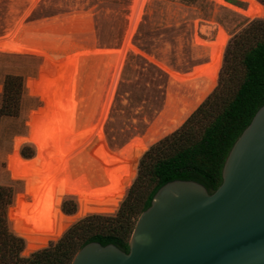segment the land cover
Instances as JSON below:
<instances>
[{
    "label": "rangeland",
    "instance_id": "1",
    "mask_svg": "<svg viewBox=\"0 0 264 264\" xmlns=\"http://www.w3.org/2000/svg\"><path fill=\"white\" fill-rule=\"evenodd\" d=\"M220 1L221 3L217 0H38L37 5L26 13L29 5L25 0H0V37H4L13 22L22 16L24 25L58 21L74 32L71 35L72 40L57 32L43 34L29 45L25 54L28 56L0 54V82L8 74L20 75L25 79L19 117L5 118L0 125V186H12L15 193L13 205L16 196L23 193V184L10 178L7 169L8 157L13 152L14 140L27 136V122L30 114L35 111L37 128L39 110L44 104L39 97L30 94L28 82L38 81L40 68L44 63L42 58L68 60L71 65L70 51L85 49L89 42H94L97 49L119 52L113 56L111 63H116V66L105 72L101 69L92 79V93L95 95L94 93L99 91V94L93 107L95 111L93 109L91 124L71 126L62 141L65 147L63 158L66 155L67 164L72 168L121 174L131 173L132 170V179L119 185L130 186L124 200L134 182L133 166L137 153L179 129L216 89L229 41L251 22L242 13L247 9V3L240 0ZM259 20H264V17ZM219 29L227 38L220 70L200 71L196 80L177 83L173 89L169 73L186 74L197 66L209 63L208 55L201 49L206 42L215 41ZM128 39L132 48L129 51L124 45ZM245 47L246 50L250 45ZM240 53L235 55L224 91L217 100L215 112L221 110L232 98L242 81L244 73ZM117 66L119 76L114 86L111 79H114ZM73 86L70 79L65 89L69 101L75 97V94L70 93ZM170 91H173L172 112L163 122L152 127L161 119ZM77 95L80 100L83 96L82 88ZM72 103L74 104V101ZM57 142L55 141L56 145ZM24 146L32 150L34 157L35 149L29 143L20 147L19 155ZM60 158L57 146H54L51 162L59 163ZM46 179L62 182L50 175L46 176ZM82 182L103 185L98 182ZM140 191V198H145L150 189L144 187ZM63 202H72L75 205L72 215L62 212ZM63 202L60 205L61 218L65 220L67 217H75L79 212L77 202L72 198ZM121 203L113 213L89 211L72 224L91 215L115 216ZM139 216L133 219L135 224ZM33 219L39 236H49L46 235L40 216L35 214ZM8 227L13 232L9 221ZM21 256L27 258L29 255L22 253Z\"/></svg>",
    "mask_w": 264,
    "mask_h": 264
},
{
    "label": "trees",
    "instance_id": "2",
    "mask_svg": "<svg viewBox=\"0 0 264 264\" xmlns=\"http://www.w3.org/2000/svg\"><path fill=\"white\" fill-rule=\"evenodd\" d=\"M256 1L264 6V0ZM248 44L250 47L245 50ZM237 53L244 73L242 81L232 98L215 112ZM42 59L38 81L28 82L30 94L44 104L39 110L37 128L35 111L27 122V136L14 140L13 152L8 157L10 178L23 184V193L16 196L13 205L12 186H0V264H71L75 254L91 242L102 246L113 244L128 253L135 226L133 219L150 206L159 188L176 180L194 181L212 194L221 185L222 168L232 146L264 105V20H254L229 41L216 89L179 129L137 153L134 182L123 200L130 186L119 185L132 179V170L121 174L72 168L67 164L66 155L63 158L62 139L69 128L85 125L66 119L68 92L65 89L70 80V62ZM0 86L1 125L5 118L19 117L25 79L8 74ZM26 143L34 147V157L27 146L21 148L19 155L20 147ZM54 146L61 155L59 163L51 162ZM48 175L62 182L49 181ZM144 187L150 191L145 198H140ZM68 198L77 202L79 212L63 220L62 212L66 215L75 212L72 202H63ZM120 203L115 216L91 215L72 224L89 211L113 213ZM35 214L40 216L49 236H39L33 219ZM22 253L29 256L22 257Z\"/></svg>",
    "mask_w": 264,
    "mask_h": 264
},
{
    "label": "water",
    "instance_id": "3",
    "mask_svg": "<svg viewBox=\"0 0 264 264\" xmlns=\"http://www.w3.org/2000/svg\"><path fill=\"white\" fill-rule=\"evenodd\" d=\"M128 247L91 242L71 264H264V105L232 146L221 185L210 194L194 181L165 184Z\"/></svg>",
    "mask_w": 264,
    "mask_h": 264
},
{
    "label": "bare ground",
    "instance_id": "4",
    "mask_svg": "<svg viewBox=\"0 0 264 264\" xmlns=\"http://www.w3.org/2000/svg\"><path fill=\"white\" fill-rule=\"evenodd\" d=\"M25 1L29 5L28 10L26 11V13H28L37 5L38 0H25ZM217 1L219 3H221L220 0H217ZM240 1L248 4L247 9L245 11H242V13L244 14V16L247 19L254 21V20L262 19L264 17V6L261 5L258 1H256V0H240ZM139 13L140 12H138V14ZM23 17L24 16H22L19 19H16L13 22V25L11 26L10 30L6 33V35L4 37H0V53L25 55L29 45L33 41L38 39L40 36H42L43 34L48 33V32H57L60 34H65L68 37H70V40H72L71 35L74 34V32L69 31L67 29V26L63 25V23H60L57 21V22H43V23L39 22V23H36L33 25H24L22 22V19L24 21ZM63 22H65V21H63ZM77 22H79V21H77ZM75 25H77V24H75ZM71 28H72V26H71ZM76 30H73V31H76ZM132 30L133 29H131V31ZM226 43H227V38H226L225 34L219 29L217 32V36H216L215 41L206 42L205 45L201 49L204 53H206L208 55L209 63H207L205 65L197 66V67L193 68L189 73H186V74H177L175 72H170L169 75H170L171 87L174 89V86L177 83H185L189 80H196L198 73L200 71L218 72L220 70V67L222 64V59H223V55L225 52ZM124 45H125V49H127L128 51H129V49H132L130 46V43H129V39L127 40V42ZM87 46L88 47L85 49L79 48V49L75 50L74 52H72V50L70 51V59H71L70 79L72 80V83L74 85L72 88L73 90L70 91V93L72 92V94H75L74 95L75 97L72 98V99H74V100H72V101H74V104L72 103V101L68 100V103H67V119H68V122H72V123L78 122L81 124H85V123L91 122V118L93 117V109L95 111V108H93V107L95 106L96 100L98 98L97 94H99V91H96L94 93L96 96L93 95V93H92V91H93L92 90V79L95 75L98 74V72L101 69H104V72H105L111 68H114V65L116 63L114 65L111 64L113 56L119 54V52H116V51L111 50V49H97V48H95L94 42H89L87 44ZM133 51H134V49H133ZM119 63L121 64V60ZM118 76H119V70H118V66H117L116 74L113 75L114 79H111L113 81L112 84L114 86H115V83H116ZM98 83L100 84V82H98ZM93 86H94V84H93ZM80 88H82L83 96L79 100L77 93H78ZM110 89H111V87H110ZM172 94H173V91H170L168 94V97H167L165 111L162 114L161 119L159 121H157L152 127L159 125L161 122H163L171 114V112H172V101H173L172 100ZM108 95H109V93H108ZM109 103H110V101H109ZM107 105H108V103H107ZM108 106H110V105H108ZM103 107L106 108L105 105ZM103 107H101V108L105 109ZM101 113H102V111H101ZM106 118H104V119H106ZM102 124H104V123H102Z\"/></svg>",
    "mask_w": 264,
    "mask_h": 264
}]
</instances>
